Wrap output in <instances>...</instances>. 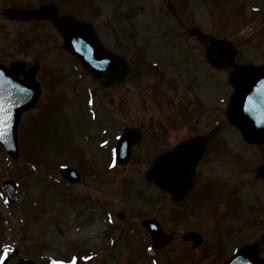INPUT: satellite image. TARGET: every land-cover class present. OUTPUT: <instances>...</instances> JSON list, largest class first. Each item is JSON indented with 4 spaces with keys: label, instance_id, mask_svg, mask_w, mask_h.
Masks as SVG:
<instances>
[{
    "label": "rangeland",
    "instance_id": "1",
    "mask_svg": "<svg viewBox=\"0 0 264 264\" xmlns=\"http://www.w3.org/2000/svg\"><path fill=\"white\" fill-rule=\"evenodd\" d=\"M108 1L110 4L107 0H98L99 6L94 4L97 27L111 49L129 56L132 77L128 83L107 89L78 61L52 54L58 51L50 47L49 41L39 42L43 32L34 26L37 23L8 20L0 7V62L26 59L33 63L36 55L45 66L44 72L51 67L40 77L42 98L21 119L19 158L13 160L0 145V264H20L22 260V264H53L55 260L65 264L72 260L76 264H125L122 251L131 237H126L125 226H118L117 216L131 210V206L147 213L153 205V199L145 201L150 182L142 161L143 157H152L140 155L135 148L128 164L116 165L112 160L125 128L147 125L155 114L161 126L165 124L163 118L171 111L168 100L172 85L174 91H183L187 98L197 94L204 100L207 96L210 106L217 97L215 85L223 84L217 97L224 107L223 128L234 132L225 117L231 94L227 81L230 71L210 66L205 57L208 43L188 37L190 27L196 25L206 34L231 41L238 62H264V0H173L183 10L186 25L174 20L168 0ZM80 4L84 5L80 14L90 16L88 9L94 5L89 1ZM179 34L187 35L184 42L178 40ZM170 44H177L180 52L175 56L185 63L174 70L178 78H171L173 68L165 67L166 80H159L156 86L158 80L145 75L148 72L140 68L138 52L132 50L144 47L149 58L165 57L172 49ZM185 53L191 58L183 57ZM204 73L207 76L202 80ZM220 73L223 81L215 79ZM189 83L196 91L188 87ZM158 92L165 100L162 106L153 98ZM229 136L234 140L233 135ZM231 143L235 165L248 169L241 175L235 170V184L241 186L240 209L256 208L254 216L258 217L254 229H247L235 239V246H241L260 239L264 230V182L256 179L264 152L247 149L238 154L240 147ZM66 164L78 166L84 173L80 183L70 184L62 178L60 168ZM7 179L17 184L13 202H7L3 191L2 183ZM6 248L9 251L5 256ZM261 253L264 255V250Z\"/></svg>",
    "mask_w": 264,
    "mask_h": 264
},
{
    "label": "flooded vegetation",
    "instance_id": "2",
    "mask_svg": "<svg viewBox=\"0 0 264 264\" xmlns=\"http://www.w3.org/2000/svg\"><path fill=\"white\" fill-rule=\"evenodd\" d=\"M85 2H88V0H0V6L2 9H5L6 7L36 8L43 5H56L59 16L72 15L79 20L89 23V25L91 24L100 39L105 42V39H103L104 33L101 30L99 31L97 27L96 6L94 4L97 2L99 6L98 0L89 1L94 5V7H89L88 9L91 13L90 16L80 14V10L84 6L80 3ZM99 16L100 14L97 17L99 18ZM13 21L21 22L22 20L14 19ZM28 22L37 23L34 26L43 32L41 33L43 38L40 36L39 42L48 43L49 41L50 47H56L58 52H53L52 54L55 53L59 54L57 56L60 57L73 58V55L61 48L63 38L59 30L55 28L52 20L44 19L36 21L33 19ZM186 37L187 35L184 34L179 35L180 39H186ZM188 37L195 38L196 41L204 43V41L198 39L196 36L188 35ZM125 46H127V43H125ZM44 47L42 46L40 49ZM138 53L141 55H139L141 57V69L145 68L147 72L158 80L156 86H159V80H162V83L166 80L165 67H172L171 78L174 76L178 78L174 70H176V66L185 63L182 58V61L178 62V58L174 55L167 56L164 64L158 61L154 65L144 57V53L147 52L140 50ZM41 54L42 56L47 55L46 52H41ZM185 54L186 56L183 57L191 58L189 53ZM33 57L34 59H39L36 55ZM39 61L41 62L40 59ZM50 68H46L47 72ZM225 68H218V70H224ZM230 69L232 72L235 71V67ZM181 75L182 72L179 78ZM205 75L207 76L204 73L202 80H204ZM215 79L222 81L223 73H220L219 77L216 76ZM191 84L189 83L188 87L193 92L194 90L196 91L195 86ZM221 85L217 84L214 87L215 96L219 98V89L223 90V86ZM171 87H174V90L176 89L173 85ZM174 90L170 95L172 97L168 100L171 111H169L167 118H163L167 120L165 124L161 126L160 120L155 114L151 115L149 124L137 126L141 130V135L133 147V154L136 153L135 148H137L140 155L148 154L146 156L152 157L151 160L142 158L148 170L157 155L173 150L181 143L190 141L191 139L189 144L194 139L200 138L201 140L189 146V151L198 153L203 150V153L192 172L187 171L189 176L187 175L185 181L189 183L190 187L183 198L175 200L173 195L161 190L157 184L148 183L147 187L149 186V188L146 189L144 194H147L145 201L153 199L151 202L153 204L152 207L149 206L151 209H147V213H144L142 208L135 209L131 206V210L122 212L123 216H117L119 220L118 226H125L123 228L126 237H131V240L125 244L124 251H122L125 256V264H138L139 259L141 260L140 264H225L239 247L256 242L259 243L260 256L264 257V255H261V252L264 250V243L262 242L264 230L260 239L242 244L241 246L238 244L235 246V239L240 237L239 235L242 232L256 227V219L258 217L254 216L256 208L245 209L248 211V214L243 209H240L241 186L239 183L235 184V170L241 175L244 170L248 169L244 165L241 167L239 164L235 165V147L233 148L231 143H236L240 147L237 153L239 154L240 150H242L241 154H243V150L247 149L264 152V141L254 145L248 143L235 125H232L234 132L224 130L222 99L218 101L217 97H215L212 99L214 103L209 106L205 100L207 96H204V100L198 97L197 94H192L191 97L187 98L183 91L179 89L178 91ZM198 92L202 93L200 89H198ZM231 94L235 95V87H231ZM153 98L157 99L155 103L158 102L159 106L164 104L165 100L160 97L159 92L158 97ZM225 117L228 121L227 113ZM159 118L162 119L160 114ZM229 133L234 136V140H230ZM204 137L206 138L205 147L201 149L200 146L203 144L202 139ZM146 142L147 146L143 147ZM140 148L141 150H139ZM259 166L256 168V179L264 182V178L258 175ZM229 173L231 177H227ZM253 173L255 174V169H253ZM162 202L163 204L161 205ZM107 213L111 214L110 212ZM147 218L157 220L165 237L157 235V241L153 240L150 232L143 227V220ZM262 228L264 229V225H262ZM115 230L116 227H114L113 232ZM190 231H195L198 235L188 239L186 233ZM106 255L107 251L105 252Z\"/></svg>",
    "mask_w": 264,
    "mask_h": 264
},
{
    "label": "water",
    "instance_id": "3",
    "mask_svg": "<svg viewBox=\"0 0 264 264\" xmlns=\"http://www.w3.org/2000/svg\"><path fill=\"white\" fill-rule=\"evenodd\" d=\"M5 12L9 17L20 16L25 19L31 17L55 18L54 13L51 14L49 10L45 9L33 11L8 9ZM55 25L64 36V47L69 52L76 54L85 68L92 76L101 79L104 86H109L116 80L125 81L128 73L126 61L105 50L86 24L68 18L64 19L63 22L59 19L56 20ZM192 32L199 33L203 38L213 42L207 54L213 65L223 66L233 62L229 43L212 38L197 29H193ZM24 66L25 64L19 61L11 62L10 67L0 64V115L11 117L8 121L10 127L4 136L0 138V143L14 158L19 156L17 128L20 116L24 111L34 106L41 93L40 84L34 77L35 71H29L28 74L23 71ZM21 73L25 75L22 80L17 77ZM230 82L235 85V95L228 108L231 122L241 129L248 141L254 143V141L263 140L264 64H247L237 69L235 74H231ZM131 131H134V129L127 130L126 134L128 132L130 134ZM133 142L134 139L130 136L126 137V135L120 139L116 154L121 164L128 163ZM177 151L180 150L159 155L154 160L153 168L148 171L147 178L158 183L163 189L171 191L176 199H180L187 193L188 185L184 181L175 187L172 182H176L178 176L183 179L186 173L185 164L190 160V157L187 153H184L185 151ZM62 173L71 181L79 179L76 169L63 168ZM259 173L264 176V165L259 168ZM4 187L9 200L14 201L16 194L15 182L13 180L5 181ZM144 224L150 228L153 237H156L155 225L149 220L145 221ZM257 256L256 245L245 246L239 249L226 264H264V259H259Z\"/></svg>",
    "mask_w": 264,
    "mask_h": 264
},
{
    "label": "bare ground",
    "instance_id": "4",
    "mask_svg": "<svg viewBox=\"0 0 264 264\" xmlns=\"http://www.w3.org/2000/svg\"><path fill=\"white\" fill-rule=\"evenodd\" d=\"M136 134H137V131L134 130V131H131L130 134L128 132V134H126V137H128V136L132 137L133 135H136ZM17 136H18V148H20L19 126L17 128ZM185 166H186L185 169L192 172V170H193L192 163H188ZM179 175H181V173H179ZM176 179H177L176 182H172L175 187H177L178 184L183 183L185 181L181 178V176H178V178H176ZM155 230H156L157 235L163 236V233H162L160 227L156 223H155Z\"/></svg>",
    "mask_w": 264,
    "mask_h": 264
},
{
    "label": "snow or ice",
    "instance_id": "5",
    "mask_svg": "<svg viewBox=\"0 0 264 264\" xmlns=\"http://www.w3.org/2000/svg\"><path fill=\"white\" fill-rule=\"evenodd\" d=\"M10 119H11L10 116L0 115V125H2V127H0V138H2L4 136V134L8 131V128L10 127V125L8 124V121ZM8 251H9V249H7V248L4 250L5 256L8 254ZM53 264H65V262L55 260V261H53ZM70 264H76V260H72L70 262Z\"/></svg>",
    "mask_w": 264,
    "mask_h": 264
}]
</instances>
